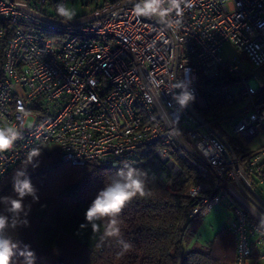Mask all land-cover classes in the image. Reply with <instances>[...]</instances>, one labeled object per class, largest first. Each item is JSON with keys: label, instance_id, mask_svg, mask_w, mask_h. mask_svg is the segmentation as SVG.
<instances>
[{"label": "built area", "instance_id": "2783aa9c", "mask_svg": "<svg viewBox=\"0 0 264 264\" xmlns=\"http://www.w3.org/2000/svg\"><path fill=\"white\" fill-rule=\"evenodd\" d=\"M68 1L28 0L33 10L61 21L49 22L15 0H0V127L21 133L0 153V178L33 149L57 148L72 165L137 164L149 152L145 172L171 184L182 173L175 152L201 174L189 190L201 197L190 217L226 198L233 210L227 227L236 240L232 264L264 260V208L243 185L249 179L256 190L264 186V84L246 81L248 104L205 122L176 99L183 83L198 101L201 80L221 68L244 78L242 61L224 56L227 42L264 66V0H182L179 9L163 0L167 12L151 16L135 14L141 0H72L98 3L97 16L79 24L56 12ZM234 115V139L257 143L244 161L225 153L229 140L215 127Z\"/></svg>", "mask_w": 264, "mask_h": 264}, {"label": "trees", "instance_id": "16d2710c", "mask_svg": "<svg viewBox=\"0 0 264 264\" xmlns=\"http://www.w3.org/2000/svg\"><path fill=\"white\" fill-rule=\"evenodd\" d=\"M28 3V0H23ZM5 43L0 46V57ZM240 80L224 68L204 76L199 90L206 105L194 100L191 106L204 119L222 118L234 111L239 96L230 92L233 83ZM237 158L246 160L250 150L237 139L229 140ZM147 149V148H145ZM32 162L27 157L14 165L0 178V196L14 195L13 176L25 169L38 190L39 201L25 198L30 205L27 215L21 214L15 228L5 235L23 245H29L36 254V264H232L236 257V240L226 224L209 242L207 250L187 248L196 237V223L201 214L190 217L191 210L201 204L189 190L201 179L198 169L189 159L172 152L182 167V173L171 184H164L145 172L144 160L149 152H141L137 164L121 162L116 166L99 161L72 165L62 160L57 148L38 149ZM33 165H36L33 167ZM126 166L141 173L146 191L151 195L129 201L117 217L120 236H107V219L96 221L94 231L85 220V211L116 173ZM5 205L0 203V212ZM27 220L28 224L22 223ZM81 225H85L81 227ZM131 245L127 250L122 243ZM252 258L259 260L260 251L254 248ZM22 257H15L21 264ZM264 261V260H262ZM258 264H264L259 262Z\"/></svg>", "mask_w": 264, "mask_h": 264}, {"label": "clouds", "instance_id": "9594fccd", "mask_svg": "<svg viewBox=\"0 0 264 264\" xmlns=\"http://www.w3.org/2000/svg\"><path fill=\"white\" fill-rule=\"evenodd\" d=\"M163 0H141V3L134 6V12L137 16H151L161 11L167 12V9H161L160 5ZM182 0H170L172 8L179 9ZM56 12L64 20L71 21L76 12L74 9L67 7L64 3L56 6ZM176 87L182 89L176 97L181 106L187 105L194 99V96L183 83L177 84ZM21 133L14 127H0V153L9 150ZM39 155L38 149H33L27 156V161L32 162L33 158ZM36 165H33L35 167ZM127 170L121 169L116 173L118 179H112L105 187L100 189L92 200L91 204L85 211V220L92 225L94 231L98 230L96 221L107 219L108 227L105 234L107 236H120L119 221L117 217L122 212L126 204L136 197H145L151 195L146 191L144 180L141 173L133 167L126 166ZM12 192L14 195L0 196V203L5 205L3 212H0V264H15L14 258L22 257L21 264H36V254L31 250L29 245L21 247L20 242L14 241L11 237L5 235L6 229L15 228L21 214L27 215L30 205H25V198L31 197L33 202L39 201L37 188L33 185L25 169L17 170L13 176ZM27 225L28 221H22ZM85 225H81L84 227ZM124 249L131 247L130 244L120 240Z\"/></svg>", "mask_w": 264, "mask_h": 264}, {"label": "rangeland", "instance_id": "374dc122", "mask_svg": "<svg viewBox=\"0 0 264 264\" xmlns=\"http://www.w3.org/2000/svg\"><path fill=\"white\" fill-rule=\"evenodd\" d=\"M98 6L97 2L84 3L81 1H68L67 7L74 9L76 12V17H81L84 15L91 14L96 7ZM224 56L225 57H236L242 61V72L244 75L240 77V80L233 83L230 87V92L235 96H239L240 101L238 105H236L234 111L238 113L244 106L248 104V100L243 98V91L246 87V81H250L252 79H256L259 84H264V66H256L250 60H248L242 53L236 49V47L227 42L224 46ZM195 100V102L200 105H204L205 99L203 97ZM232 111V112H234ZM231 112V113H232ZM239 116L234 115L227 118L222 119L218 123L215 124V127L222 133V135L228 140H233L235 138V134L233 131L234 125L238 121ZM241 142L245 145L249 150H253L257 147V143L255 141L248 142L247 140L242 139ZM257 191L264 199V186L259 185L257 187ZM233 214L232 207L230 202L224 198L222 201L215 205L208 213L200 216L199 221L196 223L197 234L196 237L191 241L187 248H201L207 250L209 242L215 237V235L226 225L229 223Z\"/></svg>", "mask_w": 264, "mask_h": 264}, {"label": "water", "instance_id": "95a60500", "mask_svg": "<svg viewBox=\"0 0 264 264\" xmlns=\"http://www.w3.org/2000/svg\"><path fill=\"white\" fill-rule=\"evenodd\" d=\"M17 2V6L20 7L24 12L30 13L40 19L49 21V22H56L59 20L50 18L44 14H41L35 10H33L25 1L23 0H15ZM136 0H126L123 1L121 4L124 3H134ZM97 16L96 13H91L88 15H85L83 17H79V18H75L72 19L70 21L71 24H79L82 23L84 21H88L91 19H94ZM61 22V21H59ZM62 23H66L65 21H62ZM180 91V90H179ZM181 93V91H180ZM188 107V109L201 121V122H205V119L202 118L199 113L191 106L190 102L186 105ZM225 144H226V148H225V153L227 155H231L235 160H237V155L235 152V149L233 147V145L228 142L227 140H224ZM243 185L245 187L246 192L248 193V195L250 197H252L260 206H262L264 208V199L261 197V195L259 194V192L252 186L251 182L249 179H244L243 180Z\"/></svg>", "mask_w": 264, "mask_h": 264}, {"label": "crops", "instance_id": "0c3cea01", "mask_svg": "<svg viewBox=\"0 0 264 264\" xmlns=\"http://www.w3.org/2000/svg\"><path fill=\"white\" fill-rule=\"evenodd\" d=\"M261 262H263V263H264V261H261Z\"/></svg>", "mask_w": 264, "mask_h": 264}]
</instances>
